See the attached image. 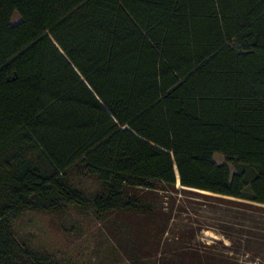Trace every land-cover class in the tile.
<instances>
[{"label":"trees","instance_id":"16d2710c","mask_svg":"<svg viewBox=\"0 0 264 264\" xmlns=\"http://www.w3.org/2000/svg\"><path fill=\"white\" fill-rule=\"evenodd\" d=\"M256 211L264 0H0V264H233ZM70 212L101 225L95 257L18 227Z\"/></svg>","mask_w":264,"mask_h":264},{"label":"rangeland","instance_id":"374dc122","mask_svg":"<svg viewBox=\"0 0 264 264\" xmlns=\"http://www.w3.org/2000/svg\"><path fill=\"white\" fill-rule=\"evenodd\" d=\"M21 21L20 17L16 15L13 19L15 24ZM30 82V81H29ZM29 82H24L28 84ZM215 160L218 163H223L225 158L221 155H216ZM94 185V184H93ZM85 188L89 189L92 187V183H84ZM185 201V210H187L189 217L193 219L192 221L204 220L200 215H207L209 217L218 218L216 214H208L209 212L205 209H211V207H205L208 204H214L213 200L199 198L198 200L186 199L182 197ZM198 202V205L194 204ZM233 214H238L239 208L235 206H230ZM256 217L262 221L258 224L259 230H249L242 225H247L243 221V218L239 215H235L233 219L230 230L235 229L237 237V245L232 246L230 253L233 257V264H264V213L261 211H256ZM78 214L76 212H70L64 218H54L47 215L30 214L26 215L19 223L18 227L23 235H29L28 241L36 247L49 248L54 250L56 254L67 252H76L77 258L85 257H95L94 249L95 244L98 243L99 235L101 234V225L96 223L92 217H84L79 220ZM220 226L222 224L219 221L213 220ZM262 224V225H261ZM195 232L196 226H194ZM233 228V229H232ZM220 231L222 230L221 228ZM229 229V228H228ZM222 232V231H221ZM192 235V233H191ZM250 235H253L252 237ZM249 236V237H248ZM199 238L203 243L206 244H216L217 241L224 239L222 235L218 234L216 231H204L199 234ZM226 245L230 243L226 240ZM223 249L221 246H219ZM84 252L83 256H80V252ZM224 251V250H223Z\"/></svg>","mask_w":264,"mask_h":264}]
</instances>
